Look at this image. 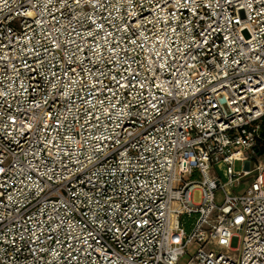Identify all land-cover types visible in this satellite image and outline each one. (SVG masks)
Here are the masks:
<instances>
[{
    "label": "built area",
    "instance_id": "built-area-1",
    "mask_svg": "<svg viewBox=\"0 0 264 264\" xmlns=\"http://www.w3.org/2000/svg\"><path fill=\"white\" fill-rule=\"evenodd\" d=\"M263 122L264 0H0V264H264Z\"/></svg>",
    "mask_w": 264,
    "mask_h": 264
},
{
    "label": "rangeland",
    "instance_id": "rangeland-1",
    "mask_svg": "<svg viewBox=\"0 0 264 264\" xmlns=\"http://www.w3.org/2000/svg\"><path fill=\"white\" fill-rule=\"evenodd\" d=\"M251 166L253 167V163H259L261 165H264V157H255L254 160H251ZM244 162L243 161H236L234 163V170L236 172H241L243 171L244 169ZM246 181V180H245ZM248 181L245 182V184H242V182L239 183V186L237 188V190H233V191H236V193H241V192H244V190L246 189V187L248 186ZM202 197H203V191L200 189V188H196L193 192H192V200L194 203H200L202 201ZM215 202L217 205H222L223 202H224V194L222 191H218L216 192L215 194ZM174 207H176L174 205ZM240 243L238 244L237 246V249L238 251H229L228 250V253L229 255H231L233 258H239L240 256ZM196 250V247H191L188 251V253L183 256L181 259H180V262L179 264H187L189 262V260L191 259V257L193 256L194 252Z\"/></svg>",
    "mask_w": 264,
    "mask_h": 264
},
{
    "label": "trees",
    "instance_id": "trees-1",
    "mask_svg": "<svg viewBox=\"0 0 264 264\" xmlns=\"http://www.w3.org/2000/svg\"><path fill=\"white\" fill-rule=\"evenodd\" d=\"M255 157H264V122L262 124L261 136L255 147Z\"/></svg>",
    "mask_w": 264,
    "mask_h": 264
},
{
    "label": "water",
    "instance_id": "water-1",
    "mask_svg": "<svg viewBox=\"0 0 264 264\" xmlns=\"http://www.w3.org/2000/svg\"><path fill=\"white\" fill-rule=\"evenodd\" d=\"M222 101H224V100H222Z\"/></svg>",
    "mask_w": 264,
    "mask_h": 264
}]
</instances>
